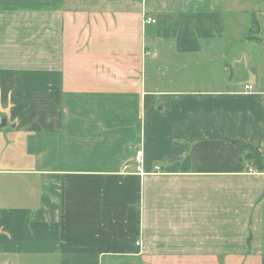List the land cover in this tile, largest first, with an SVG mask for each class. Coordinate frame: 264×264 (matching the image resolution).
<instances>
[{
    "label": "crops",
    "instance_id": "0c3cea01",
    "mask_svg": "<svg viewBox=\"0 0 264 264\" xmlns=\"http://www.w3.org/2000/svg\"><path fill=\"white\" fill-rule=\"evenodd\" d=\"M0 264H264V0H0Z\"/></svg>",
    "mask_w": 264,
    "mask_h": 264
},
{
    "label": "built area",
    "instance_id": "2783aa9c",
    "mask_svg": "<svg viewBox=\"0 0 264 264\" xmlns=\"http://www.w3.org/2000/svg\"><path fill=\"white\" fill-rule=\"evenodd\" d=\"M147 22L154 21L151 18H146ZM246 88H251L250 85H246ZM134 167L135 172L138 174H145L143 169V150L141 147H137L134 153ZM155 168H158L157 166Z\"/></svg>",
    "mask_w": 264,
    "mask_h": 264
}]
</instances>
